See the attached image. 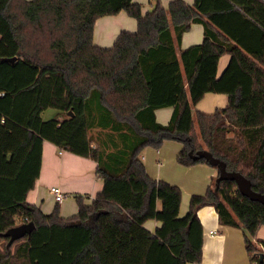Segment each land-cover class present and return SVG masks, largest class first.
<instances>
[{
  "label": "trees",
  "instance_id": "obj_1",
  "mask_svg": "<svg viewBox=\"0 0 264 264\" xmlns=\"http://www.w3.org/2000/svg\"><path fill=\"white\" fill-rule=\"evenodd\" d=\"M151 1L144 14L133 0H0V264H199L205 206L242 228L251 264H264V204L234 180L216 190V177L181 215V188L152 178L142 159L146 147L175 140L180 164L210 165L189 156L207 149L264 193V0ZM123 10L137 30L96 45V20ZM194 23L204 39L181 49ZM224 54L237 70L220 81ZM208 92L226 93L227 106L193 117ZM165 107L174 110L161 124L155 111ZM48 108L58 115L45 120ZM45 141L97 162L103 190L90 204L77 195L72 217L28 201ZM151 219L161 222L155 231ZM28 222L32 233L10 243Z\"/></svg>",
  "mask_w": 264,
  "mask_h": 264
},
{
  "label": "crops",
  "instance_id": "obj_2",
  "mask_svg": "<svg viewBox=\"0 0 264 264\" xmlns=\"http://www.w3.org/2000/svg\"><path fill=\"white\" fill-rule=\"evenodd\" d=\"M171 0H159L160 5L168 8ZM193 4L195 0H185ZM140 4L142 12L146 14L153 9L156 1L133 0ZM138 21L126 11L115 15H107L96 20L93 32V41L102 47L114 45L122 31H136ZM205 28L201 23H194L191 29L184 33L181 41V49L201 43L204 39ZM237 68L232 63V55L224 54L220 57L217 67V79L235 72ZM228 104V96L224 92H208L203 99L193 108V117L196 111L213 113L217 109L224 108ZM173 107L160 108L155 111L156 119L161 124H168ZM58 112L56 113V116ZM55 116V117H56ZM175 140H167L160 149L146 147L142 159L149 175L154 179H162L172 184H178L182 190V202L180 214L185 215L189 210L192 195H204L209 186L218 175L217 168L207 164H195L184 166L178 162V156L183 149L182 143ZM178 165V166H175ZM177 167H187L191 175L189 183L179 181L176 174ZM57 186L65 194L63 202L59 203L51 188ZM103 190V182L97 174V162L91 158L83 157L69 151H61L50 141L43 143V153L40 176L35 188L28 194V201L40 206L49 214L59 206L62 217L69 218L79 211L76 196H84L85 203L90 204L99 192ZM204 232L203 257L199 264H251L246 250L244 230L239 227L223 225L219 221V215L214 206H205L198 211ZM161 225L160 221L151 219L145 226L155 231ZM258 239L264 240V225L258 232ZM197 264V263H189Z\"/></svg>",
  "mask_w": 264,
  "mask_h": 264
},
{
  "label": "water",
  "instance_id": "obj_3",
  "mask_svg": "<svg viewBox=\"0 0 264 264\" xmlns=\"http://www.w3.org/2000/svg\"><path fill=\"white\" fill-rule=\"evenodd\" d=\"M12 59V61H14ZM70 115H73V112H69ZM189 156L194 159H206L211 166L216 167L218 170V176L216 179V190L220 187V182L223 180H234L237 183L238 189L240 192L248 197L250 200L260 202L264 204V193L257 192L252 188V182L250 179L245 177L243 174L235 171H228L226 167V163L215 157L209 150L207 149H201V150H190ZM35 224L33 222H28L21 224L14 228L10 233L13 235V237L10 240V243L13 241L15 237H22L25 234H31L32 231L35 229ZM264 253L260 254L261 259H263Z\"/></svg>",
  "mask_w": 264,
  "mask_h": 264
},
{
  "label": "rangeland",
  "instance_id": "obj_4",
  "mask_svg": "<svg viewBox=\"0 0 264 264\" xmlns=\"http://www.w3.org/2000/svg\"><path fill=\"white\" fill-rule=\"evenodd\" d=\"M58 112L57 109L55 108H48L46 109L42 116L45 120H49V119H52L56 116V113ZM173 143H175V141H172ZM165 144V142L163 143V145ZM162 145V146H163ZM148 147H151V146H148ZM145 150V149H144ZM143 156V154H142ZM175 166H178V165H175ZM177 168H180L178 170H176V174H173L174 177H176L177 179H179V181L183 182V183H189L191 181V175L189 173V169L187 167H177ZM216 168V167H215ZM178 185V184H176ZM179 186V185H178ZM180 187V186H179ZM181 188V187H180ZM181 190H183L181 188ZM251 263V262H250Z\"/></svg>",
  "mask_w": 264,
  "mask_h": 264
},
{
  "label": "built area",
  "instance_id": "obj_5",
  "mask_svg": "<svg viewBox=\"0 0 264 264\" xmlns=\"http://www.w3.org/2000/svg\"><path fill=\"white\" fill-rule=\"evenodd\" d=\"M51 192L54 194L56 200L61 203L63 202L64 198H65V194L64 192L61 190V188L54 186L51 188Z\"/></svg>",
  "mask_w": 264,
  "mask_h": 264
}]
</instances>
